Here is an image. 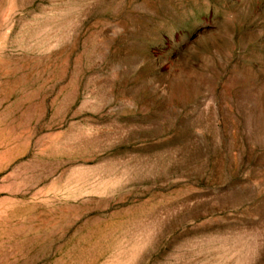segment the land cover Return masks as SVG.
<instances>
[{
  "label": "rangeland",
  "instance_id": "374dc122",
  "mask_svg": "<svg viewBox=\"0 0 264 264\" xmlns=\"http://www.w3.org/2000/svg\"><path fill=\"white\" fill-rule=\"evenodd\" d=\"M0 264H264V0H0Z\"/></svg>",
  "mask_w": 264,
  "mask_h": 264
}]
</instances>
